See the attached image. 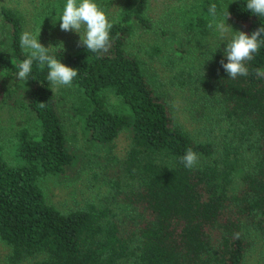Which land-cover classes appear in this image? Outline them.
<instances>
[{
    "label": "trees",
    "instance_id": "obj_1",
    "mask_svg": "<svg viewBox=\"0 0 264 264\" xmlns=\"http://www.w3.org/2000/svg\"><path fill=\"white\" fill-rule=\"evenodd\" d=\"M96 3L107 12L111 6L110 0ZM149 3L120 0L109 17L114 24L107 52L78 47L80 39H75L64 51L50 53L79 70L70 86V112L90 146H105L110 152L118 134L130 132L125 157L117 160L118 172L108 179L112 199L122 204L121 217L110 200L86 202L69 211L46 201L40 179L66 174L78 157L69 148L68 128L46 65L34 62L27 87L17 94L10 91L8 72L18 71L28 58L20 46L28 12L0 8L7 37L0 41V101L37 120L36 132L20 128L15 133L14 161L4 158L0 145V241L9 249L6 263L243 264L249 234L264 230V77L252 71L264 69V46L248 62L249 75L232 79L220 63H227L228 42H222L197 79L204 89L210 83L216 89L213 99L222 117L217 122L214 118L211 126L204 124L211 136L218 132L215 145V140L198 138L174 121L144 61L126 49L136 31L152 29ZM246 3L198 0L183 14L198 31L222 17L234 31L251 35L264 27V17L247 10ZM211 4L217 5L215 16L209 12ZM65 5L66 0H43L29 14L40 37L50 39L60 27ZM168 34L161 31L164 38H180ZM188 147L199 156L192 169L180 162Z\"/></svg>",
    "mask_w": 264,
    "mask_h": 264
},
{
    "label": "rangeland",
    "instance_id": "obj_2",
    "mask_svg": "<svg viewBox=\"0 0 264 264\" xmlns=\"http://www.w3.org/2000/svg\"><path fill=\"white\" fill-rule=\"evenodd\" d=\"M42 1L0 0V8L9 6L27 11L29 22L27 31L36 33L40 30L34 27L29 14L33 16ZM110 2L111 6L107 12L109 17L117 11L120 0ZM197 2L198 0H150L147 16L153 27L149 31H136L127 41L126 49L139 55L144 61L147 76L163 94L174 121L198 138L209 137L218 145L220 140L216 137L218 134L216 129L214 136H211L204 128V124L211 126L214 118V122H217L218 118L222 117L220 106L213 99L216 89L211 83L209 88L204 89L197 79L204 75L205 64L211 52L218 44L229 42L232 34L222 37L217 30L216 25L219 21L226 22L222 17L214 19L206 30L198 31L193 28L183 13L185 10H192ZM227 24L233 29L228 21ZM5 30L0 17V41L7 38ZM161 31L180 38L174 40L164 38ZM83 32L82 27L81 34ZM39 39L41 44L47 47L59 46L62 42L64 47L68 48L75 39H80V35L75 31H62L58 27L50 39L44 37ZM151 47H156L157 50ZM177 49L181 51L177 52ZM16 72L15 68L8 72L10 78L7 83L10 91L17 94L27 87V81L21 82L17 79ZM54 90L58 100L57 108L68 128L69 148L77 155L78 161L62 176L49 175L40 179L39 183L46 201L61 211H69L82 207L86 202L100 204L110 200L114 212L121 217L122 204L112 199L114 192L108 179L118 172L120 164L117 160H123L129 148V130L124 129L118 134L112 142L110 152H107L105 146H90L80 131L81 123L70 112L73 89L70 86H54ZM109 100L114 102L115 97L110 95ZM9 103L0 101V145L4 158L14 161L15 133L20 128L36 132L37 120L33 114L30 115L24 109L11 106ZM248 238L251 245L245 254L243 264H264V230L251 231ZM8 252V247L0 241V264H8L5 261ZM21 264L33 263L31 260Z\"/></svg>",
    "mask_w": 264,
    "mask_h": 264
},
{
    "label": "clouds",
    "instance_id": "obj_3",
    "mask_svg": "<svg viewBox=\"0 0 264 264\" xmlns=\"http://www.w3.org/2000/svg\"><path fill=\"white\" fill-rule=\"evenodd\" d=\"M247 10L254 15L264 17V0H247ZM217 10L216 4L209 6V12L215 16ZM229 18V16H228ZM227 18V20H228ZM60 28L62 31H75L80 35L78 47H85L88 51L100 53L107 52L110 48V31L114 22L109 19L107 11L97 4L95 0H66L63 14L60 18ZM84 28L81 34V28ZM217 30L222 37L231 33V39L226 47V59L221 60V66L227 74L235 79L238 76H248V62L253 60L254 55L264 46V27L252 32L251 35L244 31H234L227 21H219L216 25ZM41 30L32 33L24 31L20 37L21 48L28 53V58L24 59L15 73V77L21 82L27 81L32 72L34 62L39 66L46 65L49 69L47 79L54 86H71L79 70L66 66L56 57L50 54L53 51L64 49L61 42L59 46L45 47L40 42ZM258 77H264V69H253ZM45 103H40L39 107H45ZM199 156L191 148L185 150V155L181 157L180 162L188 169H192L198 163ZM238 236V234H237Z\"/></svg>",
    "mask_w": 264,
    "mask_h": 264
}]
</instances>
